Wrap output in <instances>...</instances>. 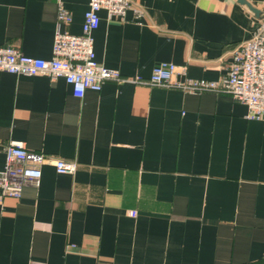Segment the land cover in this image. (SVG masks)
Wrapping results in <instances>:
<instances>
[{
  "label": "crops",
  "instance_id": "crops-1",
  "mask_svg": "<svg viewBox=\"0 0 264 264\" xmlns=\"http://www.w3.org/2000/svg\"><path fill=\"white\" fill-rule=\"evenodd\" d=\"M131 0L99 10L95 59L124 81L82 97L62 77L0 71V170L12 139L72 174L41 167L38 187L0 201V264H264V115L228 93L131 81L161 61L217 80L250 38L264 0ZM59 3L81 33L89 0H0V47L52 54ZM136 8L141 10L138 15Z\"/></svg>",
  "mask_w": 264,
  "mask_h": 264
},
{
  "label": "built area",
  "instance_id": "built-area-1",
  "mask_svg": "<svg viewBox=\"0 0 264 264\" xmlns=\"http://www.w3.org/2000/svg\"><path fill=\"white\" fill-rule=\"evenodd\" d=\"M131 0H89L84 13L81 33L71 34L62 25L71 22L70 13L61 3L58 6L52 54L49 58L26 56L16 45L0 47V71L15 75H43L51 80L64 78L72 86L73 94L82 97L87 89L99 90L105 81H124L115 69L97 62L92 32L99 25L98 12L104 9L109 19H124ZM138 15L141 10L135 9ZM185 73L184 65L161 61L154 65L147 79L135 77L133 82L150 86L175 87L186 92H224L246 105L248 118L264 115V16L252 36L231 51L227 73L217 80L178 79ZM5 163L0 170V201L3 197L19 198L25 186L38 187L41 167L51 162L58 173L72 174L75 161L49 159L43 153L30 150L21 140L12 139L4 146Z\"/></svg>",
  "mask_w": 264,
  "mask_h": 264
},
{
  "label": "water",
  "instance_id": "water-1",
  "mask_svg": "<svg viewBox=\"0 0 264 264\" xmlns=\"http://www.w3.org/2000/svg\"><path fill=\"white\" fill-rule=\"evenodd\" d=\"M240 2L246 4L255 14H259V10L255 9L254 7H252L248 2H246L245 0H239ZM264 14H262L263 16Z\"/></svg>",
  "mask_w": 264,
  "mask_h": 264
}]
</instances>
